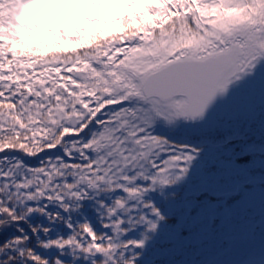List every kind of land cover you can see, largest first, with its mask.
Masks as SVG:
<instances>
[{
  "label": "trees",
  "instance_id": "obj_1",
  "mask_svg": "<svg viewBox=\"0 0 264 264\" xmlns=\"http://www.w3.org/2000/svg\"><path fill=\"white\" fill-rule=\"evenodd\" d=\"M14 3L15 0H0V66L10 71V83L0 85V125H5L0 133V152L15 153L21 149L25 164L20 169H17L19 161L15 160L0 165V264H53L56 258L65 264H140L132 261L138 254L117 252L107 245L100 253L95 250L98 246L95 242L83 244L81 231L89 232L96 240L100 237L101 228L94 216L97 202H90L92 197L101 195L92 188L71 198L64 162L54 161L58 155H51L49 139L33 131L30 120L49 118L52 112L61 118L79 114V103L84 96L100 95V100H104V90L91 87L128 85L130 75L124 72H134V79L139 80L142 72L151 71L182 53L197 56L202 47L221 50L238 44L244 56L264 53L258 42L264 34V0H134L115 10V14L106 13L93 26L78 23L60 3L33 15L25 12L15 17ZM146 38L150 40L147 42ZM132 39L146 42L149 56L144 65L111 66L104 61L117 45ZM59 66H72L71 76L58 75L54 68ZM35 72L39 74L35 86L43 91V96L29 102L16 97L17 93L26 91V82ZM55 78L62 81L60 85L54 84L58 97L45 91L46 83ZM64 94L70 103L55 107L57 98ZM256 129L264 142V119L260 127L254 125V132ZM209 132L224 135L232 133V128L213 126ZM46 160L52 163L51 171L44 169ZM115 189L99 191L108 193ZM161 192L154 191L153 199L148 200L151 214L156 212L158 219L162 217ZM154 199L156 203L151 202ZM174 201L179 204L182 198ZM259 207L263 215L264 202ZM31 209L39 210L40 216L27 218L26 213ZM173 214L166 218L168 223L177 221V211ZM73 224L75 232L71 234L69 229ZM243 224L244 220L238 219V225L230 233H241ZM256 231L253 235L261 243L264 226ZM156 232L159 234V230ZM178 239L179 235L167 245L168 249H173ZM235 244L241 246V239ZM228 245V241L223 244ZM233 256L230 249L218 262L225 264ZM191 260L192 256L183 258L171 250L162 259L166 264H187ZM155 264L161 263L158 260Z\"/></svg>",
  "mask_w": 264,
  "mask_h": 264
},
{
  "label": "rangeland",
  "instance_id": "obj_2",
  "mask_svg": "<svg viewBox=\"0 0 264 264\" xmlns=\"http://www.w3.org/2000/svg\"><path fill=\"white\" fill-rule=\"evenodd\" d=\"M20 1L21 6L19 7V9L15 10V16L18 17L19 15L22 14L21 9L24 8V12H29L31 14H35L38 13L44 9H47L48 7H52V5L55 3H61V5L67 9L69 11V14L71 15V17H75L79 23L85 25V26H91V25H95L101 18H103V16H105L106 13L108 14H115L114 11L117 10L118 8H121L122 6H125L126 4H128L130 1H134V0H17ZM140 1V0H138ZM187 18V16H185ZM150 39L146 38V41L148 42ZM146 42L144 40H136V41H131L129 43H126L124 45H118L116 47V49L107 57V62L110 64H114V63H122L127 65H132V64H137V65H141V63L144 65L146 63V59L149 56L148 55V48L145 44ZM261 43L264 46V35L261 38ZM122 59V61H119L118 58ZM92 65V64H91ZM72 67H62L59 66L57 68H54V70L57 73H68L69 70H72ZM35 70V68H34ZM50 70V69H48ZM136 75H134L133 73H131V77L134 78ZM39 76H35L32 79H28L29 81L38 80ZM8 78V76H7ZM5 78V79H7ZM51 82H54L52 80L49 81V84L46 86V92H49L48 89H50L52 87ZM57 82V81H55ZM32 84L30 83V91L31 94L34 95H42L41 90H39L38 88L35 87H31ZM135 86V90L139 91V83L137 82ZM254 94H248L249 97L252 96H260L262 95L264 97V90H260V89H256L254 91ZM252 95V96H251ZM122 100H125V96L121 97ZM139 98H135L133 102H131V106H139L141 105V101L138 100ZM121 99H118L117 101H122ZM143 111H139L136 110V114L140 113V117L139 120L145 119L147 122H149L152 126L151 128H148L149 131H147L146 133V137H148L149 132L151 131H155V133L159 134V135H164V132H166V127L160 123L159 124V120L157 118H155L154 114H155V109L156 108H152V105L147 104V105H143L142 107ZM243 109L240 106L239 103H235L234 105H232L231 107H229V109H226L224 111L221 112V114H219V120H223V121H234L237 118H242L243 113H242ZM159 113L162 115L166 114V117L168 118V123H169V117L172 118L174 116V112L172 111V109H166V113L159 108ZM131 119V118H130ZM171 121V120H170ZM132 121H129L128 123L130 124ZM152 129V130H151ZM252 144L247 145L246 147V152L252 148ZM143 149L145 150V144H143ZM263 145L259 144L258 148H262ZM264 149V148H263ZM245 153V152H243ZM16 159L15 157H10L9 160H14ZM185 161H188L189 164L187 165V163H185ZM183 165H187L191 170L194 169H198L200 168L202 170V168L204 167L207 159L203 158L200 160V162H198L197 164H190V160H185ZM257 162H260L263 167H264V158L263 159H258ZM236 165H231L232 168H235ZM169 161L167 162V168L169 171ZM239 167V166H238ZM184 169L183 168H179L175 170V172H165L162 176L164 181H168L169 179H171L173 176H179L182 175L184 173ZM152 172V171H151ZM196 180H194V184H199L202 183L204 181L207 180V175H199V177H194ZM186 179V178H184ZM162 180V181H163ZM199 180V182H198ZM199 189H204L202 187H200L198 185V192L200 191ZM227 191V190H226ZM229 191V190H228ZM234 190H231L229 192H231V196L234 195L232 194ZM263 191V188H262ZM225 192V191H224ZM262 194V193H261ZM252 195V199H253ZM225 198H230L228 195L224 196ZM231 199V198H230ZM241 200L238 199L236 206L233 205V207H231L230 209L226 210L225 208H222V210L217 211L216 212V207L220 206L222 204V202H219L218 204L215 205V209L214 210H210L208 214H210V216L208 217L206 213H202L201 216L198 217L199 219V223H198V229H200V231L202 230L201 233H203L206 230H210L209 228L214 225V218L220 214L221 217H224V220H228V221H234L236 218V210L238 211L240 208L241 210H245L247 209V206H243L244 204L242 203L240 205ZM172 204V203H171ZM189 210L193 207V205L190 203L188 204ZM226 207V206H225ZM176 209L175 206L173 205H168V210L167 212L172 214V212ZM197 218L193 217V221L190 222V224H194ZM263 222L264 223V217H262L261 219H259V222ZM181 221L178 226L182 225ZM248 223H250L248 221ZM254 225H256L255 222H253ZM231 223L228 222H221L217 227L220 229L221 233L226 235V230L227 228H231ZM230 225V226H229ZM176 226H173V228ZM200 233V235H201ZM131 234V232L129 233V235ZM209 235V234H208ZM207 234H202V237H198L200 239V241H204V239H206L208 242L206 244V246H204L203 248H198L197 249V253H199L198 251H205L202 256L204 259L206 260H211L209 258H211L213 256V251H212V245L213 243L215 244L216 242H219V240H215L214 238L211 237V239H209ZM246 234H244L245 236ZM231 237L236 238V236L232 235ZM229 238V237H228ZM148 241V240H146ZM237 256L232 259L230 261L229 264H264V243L260 246H257V244L254 245H247L244 244L242 247L237 248ZM162 254V252H161ZM159 255V251L156 252V256Z\"/></svg>",
  "mask_w": 264,
  "mask_h": 264
},
{
  "label": "flooded vegetation",
  "instance_id": "obj_3",
  "mask_svg": "<svg viewBox=\"0 0 264 264\" xmlns=\"http://www.w3.org/2000/svg\"><path fill=\"white\" fill-rule=\"evenodd\" d=\"M241 66L240 72L244 69H246V72H252V70L249 69V64ZM256 66L257 68L254 72L264 76V59L261 58V62ZM255 85L256 81L247 80L245 85L241 88L244 91L250 89L256 90L260 88ZM97 106L98 104H95L94 107ZM104 106L107 107L109 104H104ZM92 112L90 113L86 111L84 115L86 116L87 114V116L85 117L84 122L75 129L66 125V118L61 120L53 118L47 120L34 119L30 121L37 124L32 127L35 131L44 130L45 128H43V124H47L48 127L46 129L48 131V136L53 137L54 141H52L51 144L55 148L53 150L57 151V153H60L61 148H64L63 151H65L66 148H70L72 152H75V147L80 149L81 165L78 168V171H72L70 167V164L76 162L77 159L74 161L67 159V161H69V168H67L68 171H66L69 189H76L78 187L100 189L116 188L115 191L109 192L111 194L110 198L101 199V209L103 211L107 209L114 210L113 206L108 208L105 207L104 204L113 203L116 207L118 203H122L125 206L145 203L140 201L139 198H134L131 195H133L135 189H149L151 187L149 182L141 181L143 178L142 174H139V178L136 183L133 181L134 176L130 171V162H127L125 167L121 169L119 168V165L125 164L127 156L123 153H121V155L118 153V136L113 131L116 127L114 118L107 119L108 111L106 108L93 112V114L96 115L95 117L90 116ZM99 115L101 117H99ZM111 116L114 117L113 114H111ZM104 123L105 125L103 126ZM60 134L62 135L60 136L61 139L59 137L55 140V138ZM77 138L79 139V143L74 142V146H71L69 142H65L64 144L62 142ZM164 139H166V136H164ZM204 139L205 137L200 136L198 133L194 135V139L191 144L196 153H198L196 148L203 147L206 144V142L203 141ZM134 146L140 150L138 143H134ZM139 156L142 157L143 154L139 153ZM20 159L22 160V157H20ZM193 173L196 172L194 171ZM110 214L112 217H115L116 215L114 212H111ZM108 228L109 226H105V231L109 232L110 230Z\"/></svg>",
  "mask_w": 264,
  "mask_h": 264
},
{
  "label": "water",
  "instance_id": "obj_4",
  "mask_svg": "<svg viewBox=\"0 0 264 264\" xmlns=\"http://www.w3.org/2000/svg\"><path fill=\"white\" fill-rule=\"evenodd\" d=\"M242 51L233 46L227 51L206 58L183 57L149 72L143 77L142 92L146 100L158 99L163 103L177 98L185 99L179 108V115L190 122H201L225 107L231 101V80L237 74V64ZM246 75L238 80L244 81ZM120 88L114 91L117 95ZM81 121L71 116L68 124L77 126ZM38 211H30L27 216L35 218ZM54 264H62L55 260Z\"/></svg>",
  "mask_w": 264,
  "mask_h": 264
}]
</instances>
